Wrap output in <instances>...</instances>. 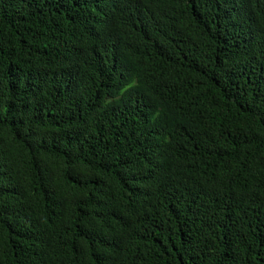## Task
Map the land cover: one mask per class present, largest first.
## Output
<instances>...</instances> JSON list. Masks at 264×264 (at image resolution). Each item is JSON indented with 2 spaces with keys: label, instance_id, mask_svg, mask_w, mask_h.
Wrapping results in <instances>:
<instances>
[{
  "label": "trees",
  "instance_id": "1",
  "mask_svg": "<svg viewBox=\"0 0 264 264\" xmlns=\"http://www.w3.org/2000/svg\"><path fill=\"white\" fill-rule=\"evenodd\" d=\"M0 264H264V0H0Z\"/></svg>",
  "mask_w": 264,
  "mask_h": 264
}]
</instances>
